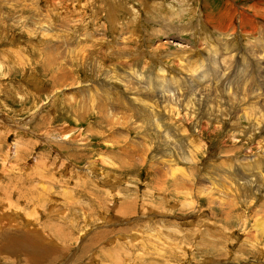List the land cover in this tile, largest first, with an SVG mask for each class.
<instances>
[{"label":"rangeland","instance_id":"374dc122","mask_svg":"<svg viewBox=\"0 0 264 264\" xmlns=\"http://www.w3.org/2000/svg\"><path fill=\"white\" fill-rule=\"evenodd\" d=\"M263 14L264 0H0V264L31 251L14 238L46 248L39 264H264V76L242 72L264 66ZM139 75L182 100L170 119L152 100L154 125L177 127L168 147L134 125Z\"/></svg>","mask_w":264,"mask_h":264},{"label":"bare ground","instance_id":"6f19581e","mask_svg":"<svg viewBox=\"0 0 264 264\" xmlns=\"http://www.w3.org/2000/svg\"><path fill=\"white\" fill-rule=\"evenodd\" d=\"M263 16H264V14H263ZM41 30V29H40ZM44 31V30H43ZM35 33V32H34ZM214 59H216V58H214ZM53 60H54V62H55V59L54 58H52L49 54H47L46 55V58H45V60H44V62H43V67L44 68H46V67H50V66H54V63H53ZM260 61V60H259ZM258 62V61H257ZM258 65H259V69H261V70H264V66L262 65L261 66V63L259 62V63H257ZM224 68V67H223ZM224 72V71H223ZM225 73V72H224ZM57 74H52V76L54 77V76H56ZM225 75V74H224ZM239 75H240V73H239ZM141 75H139L137 78H133V79H131L130 80V83H133L134 85H136V88L134 89V91H135V95L136 96H139L140 94H142V92H141V90H144V92H143V94L145 95V100H139L137 97H134V98H132V100H131V103H132V105L134 106V110L136 111V114L134 115V118H135V122H134V125H136L137 124V122L138 121H140L142 118H145V120L147 121V124H148V126L150 127V132L148 133V134H146V136H150V135H154V134H156V135H160V134H164V135H166V136H168V137H165V138H162V140H163V143L165 142L166 143V145H167V147H168V145H170V139H171V135L175 138V135H176V132H174L175 130H176V128L177 127H174L173 126V124H171V126H169V124L166 122L167 120L166 119H164V118H168V119H170L169 118V108H170V101H171V99H175V100H178L177 99V96H178V94L176 93H174V91L172 92V94L170 93V92H165L166 90H165V88H164V83H163V81H162V79L161 80H157V81H155V82H153V83H159V85L157 84V87H155V85L152 83V81H150V77L148 76L147 78L149 79V81L152 83V84H149V85H147L144 81H143V79L140 77ZM227 76V75H226ZM262 76H264V73L262 74ZM200 77V76H199ZM157 79V78H156ZM63 80V79H62ZM189 81L191 80V79H188ZM227 80H230V79H227ZM193 81V80H192ZM192 81H190V82H188L189 83V87H191L192 89H195L196 91L195 92H198V93H203V91L204 90H201V89H203V88H206V87H210L209 85H203V84H201V86H199V84H196L195 83V80H194V83L192 82ZM51 82V81H50ZM203 83V82H202ZM212 85V84H211ZM218 85V84H217ZM215 87V85H213V88ZM217 87V86H216ZM169 89V88H168ZM216 90V89H215ZM155 91V92H154ZM179 92V91H178ZM205 92V91H204ZM156 94H158L160 97H161V99H163V101H162V104H163V106H162V113H163V117L164 118H162V120H163V122H162V120H161V122L160 123H157L156 125H154V119H155V117L157 116V112L155 111V108L153 107V99H154V96L156 95ZM186 94V93H185ZM224 95H226L227 96V93L225 92V94ZM163 96H166L167 97V99H164L163 98ZM183 96V95H182ZM183 97H185V96H183ZM169 98V99H168ZM178 98H179V101H182L181 99H180V97L178 96ZM227 99V98H226ZM197 98H195V105H197ZM173 102V101H172ZM177 103H180V102H177ZM236 105H238V102L236 101V103H235ZM194 105V106H195ZM63 106H65V105H63ZM175 106V105H174ZM181 106H182V104H181ZM194 106H192L191 108H187V109H185V105H183L182 106V109H184V111H185V113L187 114V115H185V119L186 118H188L189 120H187L188 122H190V120L191 119H194V117H192V111L191 110H193V108H194ZM167 109V110H166ZM247 110H248V112H247V118H246V120H251V118H252V121H254V123H255V121L257 122L258 120L259 121H262V119H254L253 117H254V115L252 114L253 112H254V110H256L255 108H253V106L251 105V106H249L248 108H247ZM197 111V110H196ZM199 111V110H198ZM251 111H253V112H251ZM191 112V113H190ZM206 113H207V111H206ZM205 113V114H206ZM168 114V115H167ZM204 114V115H205ZM242 114L244 115V117H246V111H244V112H242ZM105 115V114H104ZM158 117V116H157ZM208 118V117H207ZM172 119V118H171ZM245 119V118H244ZM78 120V119H77ZM164 120H166V121H164ZM211 120V119H210ZM175 121V120H174ZM191 122H192V120H191ZM196 122V121H195ZM173 123H175V122H173ZM194 124V123H193ZM256 124H258V123H256ZM196 126V125H195ZM198 127V126H197ZM196 131V130H195ZM47 135H49V134H47ZM173 138V139H174ZM54 139V138H53ZM58 139V138H57ZM56 140V139H55ZM149 140H150V138H149ZM61 141V140H60ZM126 141L127 140H125V139H123V143L125 144L126 143ZM151 141V140H150ZM177 142H178V145H180L181 144V142H182V139L180 138V140H177ZM171 149V148H170ZM170 149L168 148V149H166L165 148V152H166V154H170ZM120 151H119V154H121V155H123L124 156V158H127L128 157V155H129V153H130V151L132 150H129L128 151V147L126 148V147H124V146H120V149H119ZM152 152V155H154V151H151ZM136 153H137V151H136ZM134 155H132L131 157L132 158H134L133 157ZM138 156L139 157H141L142 156V153H140V155H139V153H138ZM136 157V156H135ZM138 157V158H139ZM123 159V158H122ZM121 161V160H120ZM30 198L31 199H34L33 197H31L30 196ZM134 208V206H132V205H129L128 203H122L121 205H120V207L117 209V211H116V217H119V219H121V218H125V214H127V213H129V212H131L132 211V209ZM158 209V208H157ZM129 216V215H128ZM121 217V218H120ZM127 217V216H126ZM240 218V217H239ZM257 227V226H256ZM54 228V227H53ZM259 231H262V229L263 228H261L260 227V224H259V226H258V228H257ZM256 230V229H255ZM257 231V230H256ZM258 231V232H259ZM257 233V232H256ZM114 234H116L114 231H112V232H110V234L108 235V233L107 232H101V233H98V234H96L94 237H92L88 242H89V244H86L84 247H83V249L84 250H88V248L90 247V246H92L93 244H96V243H98V242H100V240H102V239H104V237H107V236H110V235H114ZM260 234V233H259ZM262 235V234H261ZM3 238V237H2ZM44 238V237H43ZM36 239V238H35ZM34 239V241L35 242H31V238H24V239H11V242H10V244L8 245V247L10 248L11 247V244L12 245H15V249H18V251H20V252H26V249L27 250H31V251H28V252H26L24 255H23V258H22V262H21V264H35V263H37V264H39L38 263V257H35V255H37V250L39 249V251L41 252H43V250L45 251V249L46 248H39V242H37L36 240ZM254 239L255 240H257V235L256 234H254ZM260 239H261V237H260ZM41 241H44V240H41ZM5 243H6V241H4L3 243H2V245L4 246L5 245ZM42 245V244H41ZM8 248V250H10ZM48 248V247H47ZM52 249V248H51ZM53 250V249H52ZM54 251H55V249H54ZM57 251V250H56ZM8 252V251H7ZM12 252V250H10V253ZM45 252H47V250L45 251ZM53 252V251H52ZM58 252V251H57ZM13 253V252H12ZM17 253V252H16ZM56 253V252H55ZM9 254V253H8ZM41 254V253H40ZM40 254H39V256H40ZM43 254H45V253H43ZM51 256H52V254L51 253H49ZM16 255H18V254H16ZM20 255V254H19ZM49 255V256H50ZM42 256V255H41ZM31 257H33V258H35V260H33ZM44 257V256H43ZM53 258H54V256H52ZM42 258V257H41ZM46 259H48V258H46ZM51 259V258H50ZM41 260H39V262H40ZM43 261V260H42ZM44 262V261H43ZM43 262H42V264H43ZM46 263V262H45ZM119 263V262H118ZM117 263V264H118ZM41 264V263H40ZM99 264H102V263H99Z\"/></svg>","mask_w":264,"mask_h":264}]
</instances>
